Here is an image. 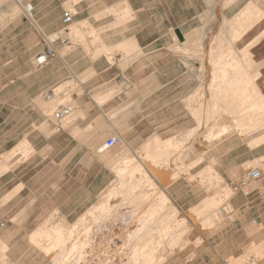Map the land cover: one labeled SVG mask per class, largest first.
Masks as SVG:
<instances>
[{
  "label": "crops",
  "instance_id": "0c3cea01",
  "mask_svg": "<svg viewBox=\"0 0 264 264\" xmlns=\"http://www.w3.org/2000/svg\"><path fill=\"white\" fill-rule=\"evenodd\" d=\"M176 1L189 10L182 18L176 16ZM24 4L32 5L34 22L24 18ZM207 8L221 14L222 0H0V54L9 57L0 65L5 72L0 75V105H7V115L0 117V159L6 155V170L0 171V234L38 231L53 213L69 221L88 207L92 192L83 185L109 180L95 172L99 146L74 136L98 128L94 135L106 140L121 134L136 148L133 141L147 134L152 118L164 117V105L172 102L160 89L183 84H175L173 77L160 79L159 72L179 70L184 53L173 47L175 41L184 39V25ZM64 10L72 13L68 25L62 23ZM45 37H58L51 42L56 54L36 66L34 58L49 45ZM100 98L105 100L98 104ZM50 102H57L55 110L63 102L75 103L77 116L68 128L54 130L55 110L49 118L47 113ZM16 120L27 122L21 131ZM206 168L200 167V173L206 175ZM213 170L223 179L221 187L231 189L219 208L230 221L216 237L189 241L161 264H234L241 262L244 248L264 252V209L258 198L264 177L256 180L262 186L246 190L243 184L234 186L228 173ZM200 182L206 179L200 177ZM173 184L166 194L181 208L206 200L200 185L190 189L195 198L184 201L170 188ZM187 246L191 249L181 255ZM249 257L248 264H264V254L257 260L254 254Z\"/></svg>",
  "mask_w": 264,
  "mask_h": 264
},
{
  "label": "rangeland",
  "instance_id": "374dc122",
  "mask_svg": "<svg viewBox=\"0 0 264 264\" xmlns=\"http://www.w3.org/2000/svg\"><path fill=\"white\" fill-rule=\"evenodd\" d=\"M234 1L237 4L235 8ZM263 5L264 0H222L221 14L218 10L214 13L212 8H207L198 18L184 25V39L175 41L173 46L184 53L180 57L181 66L177 67L179 70L159 72L160 79L173 77L175 84L183 83L182 86L160 89L159 94L172 100L164 105L166 112L160 114L164 117L152 118L153 128L133 141L139 144L136 148L118 134L116 136L120 137V141L117 146L98 154L95 172H99V178L109 181L83 185L92 192V200L78 216L68 217L67 221L65 217L53 213L45 219L46 224L41 227L43 230L1 232L0 264H150L149 260L167 250L171 255L189 241L216 237L217 230L231 219L224 217L219 208L226 204L232 192L227 186L226 190L221 187L223 179L217 182L208 174L200 173V167L209 166L212 159V167L228 173L234 186L243 184L246 190L260 187L263 184L259 181L246 183L244 175L247 169L252 168L264 172V144L250 149L246 142L234 135L216 144L210 142L214 106L224 99L226 92L211 74H214L212 71L218 66L221 55L231 58L229 67L234 68V53L238 58V54L244 58L252 53L258 76L249 85L264 92ZM181 6L176 1V16L182 18L189 10ZM8 58L5 53L0 54V65ZM17 59L18 64L21 59ZM1 74L5 72L0 71ZM229 77L234 82V70ZM103 100L105 98L96 99V102L101 104ZM56 104L48 103V118ZM70 104L75 106L74 102ZM0 106L5 108L0 111L3 118L7 115V105ZM14 122L19 131L27 123L25 120ZM65 122L63 128H68L70 123ZM2 126L5 128L6 121ZM101 126L98 125L99 128ZM97 130L84 135L80 132L74 137L80 143L100 147L106 137L94 135ZM5 161L4 154L0 159V171L6 170ZM120 166L121 174L117 170ZM200 177H204L206 182L202 184ZM119 182H123L122 185ZM173 182L175 184L170 188L182 200L195 198L196 192L192 194L190 189L199 185L206 190V200L200 206L181 208L166 194L167 186ZM118 186H121L118 188L120 191L117 190L120 193L112 194ZM135 198L140 200L137 208L131 207ZM153 207L156 211L152 229L136 236L133 241H127V235L135 231L137 214L141 212L147 216ZM226 210L229 211V207ZM149 243L151 247L147 246ZM190 249L191 246H187L181 255L187 254ZM243 251L241 262L234 264H248L250 255L254 254L257 260L264 254L258 253L256 247L244 248Z\"/></svg>",
  "mask_w": 264,
  "mask_h": 264
},
{
  "label": "bare ground",
  "instance_id": "6f19581e",
  "mask_svg": "<svg viewBox=\"0 0 264 264\" xmlns=\"http://www.w3.org/2000/svg\"><path fill=\"white\" fill-rule=\"evenodd\" d=\"M235 50L236 49L234 48V51ZM238 56L239 58L234 53V68H232L229 67L231 64V58L226 59L225 55H221L218 59V66L212 71V73H214L211 74L212 78H217L219 83L218 86H222L226 92L224 99L219 100L218 104L214 106V114L211 118L212 120L210 124L209 140L212 144H216L220 140L234 135L243 142H246L250 149H255L264 144V92L259 91L258 89L254 90L250 88L249 85L253 84L258 76V69H255L253 66V63L255 62L254 55L252 53L250 55L249 53L244 58H242L240 54H238ZM233 70L234 82L230 80L229 77V74H231ZM250 80H252V83H248ZM70 116L72 117L67 119L68 123H71V121L76 118L77 114H72ZM105 150L107 149H102L101 145L96 150V153L103 154ZM212 164L213 160L211 159L210 165L206 168L207 174L212 179L214 178L217 182H220L221 179L218 174L214 172ZM117 170L118 173H122L121 166L118 167ZM119 183L122 185L123 182ZM119 187L121 188V186H118L112 190V194L116 195L120 193L118 192L120 191L118 189ZM126 193H128V190H126ZM164 197L162 198L163 200ZM139 203V198H135L131 207L137 208ZM155 211L156 207H153L152 211H150L147 216H144L141 212L137 214L135 231L127 235V241H133L136 236L152 229ZM150 245L151 243L147 246ZM132 251L134 252V249H132ZM168 253L167 250L164 254L151 259L148 262L151 261L150 264H161L167 257ZM130 262H132V260Z\"/></svg>",
  "mask_w": 264,
  "mask_h": 264
},
{
  "label": "built area",
  "instance_id": "2783aa9c",
  "mask_svg": "<svg viewBox=\"0 0 264 264\" xmlns=\"http://www.w3.org/2000/svg\"><path fill=\"white\" fill-rule=\"evenodd\" d=\"M32 12H33V8L31 4H24L22 6V14L25 19L33 21ZM71 21H72V13L70 11L64 10L63 15H62V23L64 25H68ZM55 38H58V37H54L53 39L45 37L49 45L45 49L44 52L40 53L34 58V64L36 66L44 65L45 63H47L50 56H53L56 54L55 48L51 45V42H53ZM45 97L49 98V94H46ZM72 112H73L72 106L69 104L62 105L53 112L52 117H53L55 131L62 130L63 123L69 118ZM119 141H120V138L118 136L114 135V136L108 137L102 144V149L112 148L113 146L118 144ZM244 176H245L246 183H249V182L262 179L264 176V173L258 168H252V169H248L245 172ZM258 198L261 203V207L264 209V191L258 192Z\"/></svg>",
  "mask_w": 264,
  "mask_h": 264
}]
</instances>
